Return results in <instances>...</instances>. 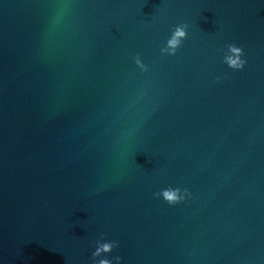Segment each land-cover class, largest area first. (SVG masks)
<instances>
[{
	"label": "water",
	"instance_id": "obj_1",
	"mask_svg": "<svg viewBox=\"0 0 264 264\" xmlns=\"http://www.w3.org/2000/svg\"><path fill=\"white\" fill-rule=\"evenodd\" d=\"M116 256L264 264V0H0V264Z\"/></svg>",
	"mask_w": 264,
	"mask_h": 264
},
{
	"label": "clouds",
	"instance_id": "obj_2",
	"mask_svg": "<svg viewBox=\"0 0 264 264\" xmlns=\"http://www.w3.org/2000/svg\"><path fill=\"white\" fill-rule=\"evenodd\" d=\"M187 24H181L175 27L171 38L167 42V47L162 49L164 53H169L171 55H175L177 49L181 46V43L184 39L187 38ZM229 53L225 55V63L229 65L232 69H243L246 61L241 59L244 55V51L241 47L236 46L235 44H229L228 46ZM136 64L144 71H147V66L143 64L139 56H137L135 60ZM157 196H161L169 203V204H177L184 200L190 193L187 190L181 192L179 188H167L160 193H156ZM118 247V242L112 241L107 243L99 244L96 251L93 252V259L99 257L102 253H111L114 248ZM116 264H120L122 257L116 256L115 258ZM98 264H113V261L110 259H102L98 261Z\"/></svg>",
	"mask_w": 264,
	"mask_h": 264
}]
</instances>
